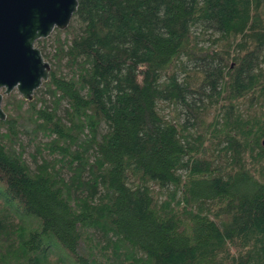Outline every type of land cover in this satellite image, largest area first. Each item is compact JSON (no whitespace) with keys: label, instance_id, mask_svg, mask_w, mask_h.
I'll return each instance as SVG.
<instances>
[{"label":"trees","instance_id":"16d2710c","mask_svg":"<svg viewBox=\"0 0 264 264\" xmlns=\"http://www.w3.org/2000/svg\"><path fill=\"white\" fill-rule=\"evenodd\" d=\"M51 43L2 100L0 264H264V0H79Z\"/></svg>","mask_w":264,"mask_h":264},{"label":"water","instance_id":"95a60500","mask_svg":"<svg viewBox=\"0 0 264 264\" xmlns=\"http://www.w3.org/2000/svg\"><path fill=\"white\" fill-rule=\"evenodd\" d=\"M79 0H0V120L2 100L14 89L31 101L48 79L50 64L35 46L54 29L64 30Z\"/></svg>","mask_w":264,"mask_h":264},{"label":"rangeland","instance_id":"374dc122","mask_svg":"<svg viewBox=\"0 0 264 264\" xmlns=\"http://www.w3.org/2000/svg\"><path fill=\"white\" fill-rule=\"evenodd\" d=\"M53 35H54V31L51 32V34H50L48 37H46V38H48V40H47V43H46L45 46H44V52H45V54L47 55V59H44V60H46L47 62H49L48 59L51 58L52 53H53V51H54V50H53V47L51 46V45H52L51 41H52ZM62 37H63V35H62ZM35 46L37 47L36 43H35ZM37 48H38V47H37ZM49 64H50V63H49ZM1 90H2V89H0V91H1ZM12 92H16V93H18L16 89H14ZM12 92H11V93H12ZM2 104H3V102H2ZM166 110H167V109H166ZM21 139H22V141H23L24 143H26L28 138H27L26 135H23V134H22V135H21ZM32 152H33V146H32V145H28L27 148H26V152H25V154H24V157H25V160H26V162L29 164V166H30L31 169L34 168V163H33L32 159H31V156H30V153H32Z\"/></svg>","mask_w":264,"mask_h":264}]
</instances>
